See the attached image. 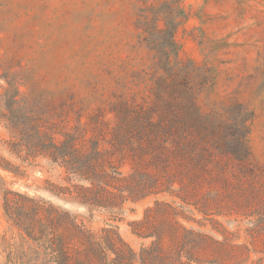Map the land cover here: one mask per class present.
<instances>
[{
    "label": "trees",
    "instance_id": "16d2710c",
    "mask_svg": "<svg viewBox=\"0 0 264 264\" xmlns=\"http://www.w3.org/2000/svg\"><path fill=\"white\" fill-rule=\"evenodd\" d=\"M178 12L162 3L140 27L137 46L156 66L143 95L113 94L94 110L79 101L59 107L32 89L22 92L12 74L0 78L7 85L0 86V121L10 132L8 148L24 163L41 158L61 170L62 183L51 189L57 197L111 215L167 198L133 224L150 245L136 253L112 227L95 232L64 207L5 189L0 264H243L218 218L236 217L237 227L247 220L251 118L242 104L201 109L195 66L180 58ZM185 222H209L224 241Z\"/></svg>",
    "mask_w": 264,
    "mask_h": 264
},
{
    "label": "rangeland",
    "instance_id": "374dc122",
    "mask_svg": "<svg viewBox=\"0 0 264 264\" xmlns=\"http://www.w3.org/2000/svg\"><path fill=\"white\" fill-rule=\"evenodd\" d=\"M165 2L180 13V58L195 66L201 109L209 113L242 104L251 118L247 220L240 227L236 217L218 220L233 234L230 244L243 264H264V0H0V78L12 74L22 92L32 89L59 107L79 101L94 110L113 94L143 95L156 66L153 54L137 46L140 27L152 8ZM0 86L7 85L0 79ZM10 138L0 121V165L20 171L15 176L0 168V238L8 228L2 195L10 189L70 210L95 232L116 229L136 253L150 245L133 224L166 197L127 204L115 215L89 213L51 192L62 183L61 170L41 158L22 162L8 148ZM252 186L261 189L260 197ZM185 224L224 241L209 222ZM2 254L0 248L3 262Z\"/></svg>",
    "mask_w": 264,
    "mask_h": 264
}]
</instances>
